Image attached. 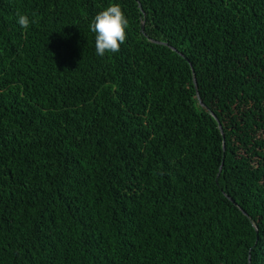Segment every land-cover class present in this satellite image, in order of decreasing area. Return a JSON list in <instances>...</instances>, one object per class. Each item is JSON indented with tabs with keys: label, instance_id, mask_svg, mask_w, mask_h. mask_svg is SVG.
<instances>
[{
	"label": "trees",
	"instance_id": "16d2710c",
	"mask_svg": "<svg viewBox=\"0 0 264 264\" xmlns=\"http://www.w3.org/2000/svg\"><path fill=\"white\" fill-rule=\"evenodd\" d=\"M0 264H264V0H0Z\"/></svg>",
	"mask_w": 264,
	"mask_h": 264
},
{
	"label": "clouds",
	"instance_id": "9594fccd",
	"mask_svg": "<svg viewBox=\"0 0 264 264\" xmlns=\"http://www.w3.org/2000/svg\"><path fill=\"white\" fill-rule=\"evenodd\" d=\"M30 21L26 14H17V23L22 28H28ZM128 20L119 4H110L99 11L90 24V30L95 34L96 55L103 57L106 52H119L125 42Z\"/></svg>",
	"mask_w": 264,
	"mask_h": 264
},
{
	"label": "water",
	"instance_id": "95a60500",
	"mask_svg": "<svg viewBox=\"0 0 264 264\" xmlns=\"http://www.w3.org/2000/svg\"><path fill=\"white\" fill-rule=\"evenodd\" d=\"M141 29H143V25L141 24ZM174 49V48H173ZM193 82H194V87H195V89L197 90V85H196V80H195V78H193ZM199 103H200V106H203V103H202V101L199 99ZM211 115L214 117V119L218 122V119L216 118V116L214 115V113H212L211 112ZM218 127H219V129H220V132L222 133V128H221V125L218 123ZM234 201L232 200V203H233ZM244 212V211H243ZM245 213V212H244Z\"/></svg>",
	"mask_w": 264,
	"mask_h": 264
}]
</instances>
